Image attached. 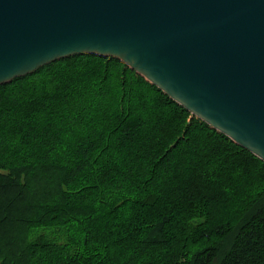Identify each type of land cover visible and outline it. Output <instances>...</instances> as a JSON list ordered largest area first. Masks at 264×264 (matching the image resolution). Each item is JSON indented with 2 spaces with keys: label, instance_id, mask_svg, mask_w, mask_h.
<instances>
[{
  "label": "trees",
  "instance_id": "obj_1",
  "mask_svg": "<svg viewBox=\"0 0 264 264\" xmlns=\"http://www.w3.org/2000/svg\"><path fill=\"white\" fill-rule=\"evenodd\" d=\"M0 264H264V161L120 59L0 84Z\"/></svg>",
  "mask_w": 264,
  "mask_h": 264
},
{
  "label": "water",
  "instance_id": "obj_2",
  "mask_svg": "<svg viewBox=\"0 0 264 264\" xmlns=\"http://www.w3.org/2000/svg\"><path fill=\"white\" fill-rule=\"evenodd\" d=\"M82 54L120 59L264 161V0H0V84Z\"/></svg>",
  "mask_w": 264,
  "mask_h": 264
}]
</instances>
